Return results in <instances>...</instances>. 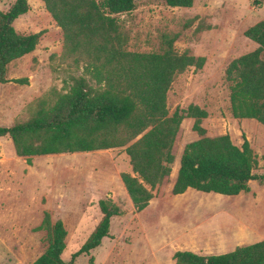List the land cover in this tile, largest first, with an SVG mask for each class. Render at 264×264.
<instances>
[{
  "label": "rangeland",
  "instance_id": "1",
  "mask_svg": "<svg viewBox=\"0 0 264 264\" xmlns=\"http://www.w3.org/2000/svg\"><path fill=\"white\" fill-rule=\"evenodd\" d=\"M15 1L0 0V11L8 12ZM28 3L30 11L16 20L14 27L20 34L43 32V36L33 53L8 69V79H28V84L0 86L3 127L30 119L38 99H50L53 91L67 93L71 77L81 75L61 62L63 33L44 3ZM118 19L130 35L131 51L159 52L169 37L175 38L177 52L207 59L202 70L190 68L176 78L168 93L169 111L172 114L192 104L205 109L209 114L202 122L205 136L228 135L238 147L248 140L256 156L255 172L264 174V127L232 116L225 80L233 60L258 48L244 33L264 21V0H195L188 9L170 8L164 0H139L133 12ZM193 125L192 119L183 121L173 149L172 174L140 213L121 180L122 173L132 172L124 148L38 156L28 165L25 158L17 156L9 137L0 138V264H33L43 255L47 233L35 229L42 224L45 212L53 223L62 220L65 224L67 248L62 259L69 262L101 220V200L116 204L122 214L112 219L110 237L75 264H173L178 251L208 250L206 238L222 242V251L241 236L255 241L250 245L262 242L264 185L259 182H251L250 192L239 196L192 189L172 194L185 147L201 138Z\"/></svg>",
  "mask_w": 264,
  "mask_h": 264
},
{
  "label": "trees",
  "instance_id": "2",
  "mask_svg": "<svg viewBox=\"0 0 264 264\" xmlns=\"http://www.w3.org/2000/svg\"><path fill=\"white\" fill-rule=\"evenodd\" d=\"M63 33L61 62L81 71L72 76L67 93L53 91L50 99L34 103L30 119L12 127L0 126V138L9 137L18 157L28 165L38 156L93 153L125 149L132 172L121 180L140 213L172 174L176 138L186 119L201 138L189 143L182 154L172 194L189 189L223 196L250 192V183L264 185L257 174L256 156L248 140L236 146L230 136L206 137L202 122L208 112L190 105L168 107V93L176 78L190 68L202 70L207 59L174 49L175 38H165L159 52L129 50L130 35L118 19L137 8L139 0H40ZM170 8H192L195 0H164ZM30 11L28 0H16L8 12L0 11V86L28 84V79H8L9 66L33 53L43 32L20 34L14 23ZM11 21V23H9ZM258 48L233 60L226 69L230 110L235 119L254 120L264 127V21L245 33ZM101 212L95 231L69 262L67 229L53 223L45 212L35 231L47 233V249L33 264H75L110 237L112 219L121 210L111 201H99ZM176 264H264V241L239 246L223 255L202 256L189 251L174 255Z\"/></svg>",
  "mask_w": 264,
  "mask_h": 264
},
{
  "label": "crops",
  "instance_id": "3",
  "mask_svg": "<svg viewBox=\"0 0 264 264\" xmlns=\"http://www.w3.org/2000/svg\"><path fill=\"white\" fill-rule=\"evenodd\" d=\"M264 241V240H263ZM224 243V242H223ZM252 243H255V241H251L250 237H247V236H241L240 237V240H238V242L232 246H230L229 249H226L225 251H222L224 250V247L222 242H220L217 238L214 239V240H208L206 238V247L208 248V250H203L202 248H198V249H194L195 250V254H199V255H202V256H210V255H222L224 254L225 252L227 253H231L233 252L237 246L235 245H239V246H249L250 244ZM222 245V246H221ZM238 246V247H239ZM41 257V256H40ZM39 257V258H40ZM174 260V259H173ZM35 262V261H34ZM173 264H176V261L174 260L173 261Z\"/></svg>",
  "mask_w": 264,
  "mask_h": 264
},
{
  "label": "water",
  "instance_id": "4",
  "mask_svg": "<svg viewBox=\"0 0 264 264\" xmlns=\"http://www.w3.org/2000/svg\"><path fill=\"white\" fill-rule=\"evenodd\" d=\"M9 23H11V21H9Z\"/></svg>",
  "mask_w": 264,
  "mask_h": 264
}]
</instances>
